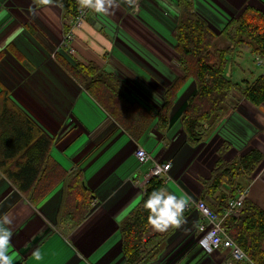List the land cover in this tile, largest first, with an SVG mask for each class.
<instances>
[{
	"label": "crops",
	"instance_id": "0c3cea01",
	"mask_svg": "<svg viewBox=\"0 0 264 264\" xmlns=\"http://www.w3.org/2000/svg\"><path fill=\"white\" fill-rule=\"evenodd\" d=\"M178 1L135 0L133 7L117 0L119 7L108 15L89 10L66 49L62 43L70 27L63 25L58 0L40 7L32 0H0V53H5L0 61V91L4 86L14 104L54 140L53 158L68 173H81L100 205L80 225H60L65 184L36 207L0 173V216L7 213L13 220L9 252L14 264H125L120 227L144 198L140 185L149 169L140 166L135 156L139 146L153 161L172 163L170 173L162 177L164 189L187 200L205 196L204 182L220 158L219 147H228L226 161L250 148L264 150V106L243 101L206 143L192 147L181 122L196 91L194 82L188 81L170 111L167 132L155 121L136 141L60 66L57 56L95 64L122 80L127 103L157 111L165 89L182 73L174 51ZM189 1L216 33L246 6L264 13V0ZM10 45L22 53L24 64L7 52ZM239 49L250 52L245 46ZM221 193L228 196L229 186L205 197L206 203L216 208ZM248 198L264 204L263 174L252 183ZM183 219L180 228H173L161 256L150 264L229 263V253H208L199 244L201 216L194 207L183 212Z\"/></svg>",
	"mask_w": 264,
	"mask_h": 264
},
{
	"label": "trees",
	"instance_id": "16d2710c",
	"mask_svg": "<svg viewBox=\"0 0 264 264\" xmlns=\"http://www.w3.org/2000/svg\"><path fill=\"white\" fill-rule=\"evenodd\" d=\"M42 6L40 0H32ZM64 19L77 16L78 0H58ZM180 18L174 32V51L179 57L182 76L165 89L163 104L155 112L138 104L126 103L121 95L124 83L118 76L95 64L57 60L66 73L121 126L134 140L140 141L156 121L162 132L169 128V114L179 92L189 80H194L196 91L188 100L181 115V122L188 144L209 140L211 132L231 109H238L246 100L261 108L264 106V76L254 82L238 84L224 75L228 56L246 46L254 57L264 58V13L246 6L245 9L216 33L195 12L189 0H179ZM218 39L222 48L214 49ZM7 52L24 64V57L13 45ZM5 53H0V61ZM70 56V55H69ZM125 100V101H124ZM54 140L50 138L10 98L3 86L0 91V171L5 178L33 203L42 202L60 183L67 179V171L52 156ZM225 149L228 147L225 145ZM264 163L260 150L250 148L233 161H220L204 182L203 200L209 209L223 219L222 228L247 255L245 262L232 264H264V204L260 206L250 198L245 199L234 214L225 216L229 202L239 192L253 183L252 176ZM227 184L230 194H220L217 207L209 206L205 197L214 196ZM244 184H248L247 186ZM164 188L162 178H155L146 187L144 198L128 215L120 227L125 264H150L162 254L163 246L174 227L162 233L148 223L144 201L153 190ZM93 202L81 173L69 179L63 206L59 215L60 225H80L87 217Z\"/></svg>",
	"mask_w": 264,
	"mask_h": 264
},
{
	"label": "built area",
	"instance_id": "2783aa9c",
	"mask_svg": "<svg viewBox=\"0 0 264 264\" xmlns=\"http://www.w3.org/2000/svg\"><path fill=\"white\" fill-rule=\"evenodd\" d=\"M88 11V9H79L76 17L65 19L63 25L70 27L69 31L64 34V40L62 43L66 49L70 48V43L73 41L74 30L80 29L86 22ZM136 157L142 165L151 163V168L148 175L145 177L143 185L147 184L152 178H162L163 175L168 174L171 169L170 163L160 164L154 162L144 148L137 149ZM248 194V189L239 192L238 195L229 202V208L225 216L234 214L235 211L241 208ZM99 206L100 205L98 204L94 209H97ZM192 207L200 213L201 222L198 226V232L200 234L199 243L207 252L212 253L221 249L229 253L228 264L245 262L248 260L245 252L226 235L225 230L222 228L223 219L212 212L203 201L195 202L192 199L188 200V205L184 212H188Z\"/></svg>",
	"mask_w": 264,
	"mask_h": 264
},
{
	"label": "clouds",
	"instance_id": "9594fccd",
	"mask_svg": "<svg viewBox=\"0 0 264 264\" xmlns=\"http://www.w3.org/2000/svg\"><path fill=\"white\" fill-rule=\"evenodd\" d=\"M53 0H40L43 6L51 5ZM124 3L135 6V0H124ZM81 10L88 9L96 14L108 15L119 7L117 0H78ZM188 205L187 199L178 198L164 188L156 189L144 201L148 211V223L157 231H167L170 227L180 228L184 224L183 212ZM12 218L5 213L0 216V264H14L9 252L13 231Z\"/></svg>",
	"mask_w": 264,
	"mask_h": 264
},
{
	"label": "rangeland",
	"instance_id": "374dc122",
	"mask_svg": "<svg viewBox=\"0 0 264 264\" xmlns=\"http://www.w3.org/2000/svg\"><path fill=\"white\" fill-rule=\"evenodd\" d=\"M59 4H61L60 2H58ZM61 6V5H60ZM63 11V10H62ZM63 13H65V11H63ZM223 45H224V41L222 40V39H218V41L216 42V46H215V48L214 49H217V48H222L223 47ZM9 47V46H8ZM7 47V48H8ZM243 47V46H242ZM246 47V46H245ZM241 48V47H240ZM246 48H248V47H246ZM243 49V48H242ZM242 49H237V51L233 54V55H230V56H228V62H227V66H226V68H225V70H224V75L226 76V78H228V79H230L232 82H234V83H238V84H243V81L244 80H247L248 82H254L259 76H260V74L264 71V58H258V57H256L257 58V64H256V61H255V59L253 58V56H252V54L249 52V53H244V52H242ZM249 49V48H248ZM67 54L68 55H70L71 57H73V52H67ZM177 56V60L175 61V64H176V66H178L180 69H181V72H182V68H181V66H180V63H179V57H178V55H176ZM258 63H259V65H258ZM242 70L243 71H246L247 73L245 74V75H243L242 74ZM110 73H112V72H110ZM183 73V72H182ZM181 73V75L180 76H178V77H181L183 74ZM177 77V78H178ZM176 78V79H177ZM189 81H193L194 82V80H189ZM188 82V81H187ZM186 82V83H187ZM194 84H195V82H194ZM185 86V85H184ZM82 89L86 92V90L82 87ZM183 89V88H182ZM123 90H124V86H122L121 87V95L123 96ZM87 93V92H86ZM180 93V92H179ZM88 94V93H87ZM89 95V94H88ZM90 96V95H89ZM91 97V96H90ZM92 98V97H91ZM93 99V98H92ZM190 99V98H189ZM94 100V99H93ZM95 101V100H94ZM125 101V100H124ZM243 101H245V100H242V101H240V105H241V103L243 102ZM96 102V101H95ZM126 102V101H125ZM97 103V102H96ZM127 103V102H126ZM188 103V102H187ZM97 105L101 108V109H103L98 103H97ZM104 110V109H103ZM237 110V109H236ZM236 110H234V109H229L228 110V112L224 115V117L218 122L219 124L217 125V126H215L214 128H213V130H212V132L211 133H213L214 132V130L215 129H217L218 128V126H220V124L225 120V118H226V116L231 112V111H236ZM105 111V110H104ZM106 112V111H105ZM107 113V112H106ZM108 114V113H107ZM109 115V114H108ZM111 117V116H110ZM112 118V117H111ZM113 119V118H112ZM114 120V119H113ZM115 121V120H114ZM116 122V121H115ZM262 123V122H261ZM212 135V134H211ZM211 137V136H210ZM208 140H206V141H203V142H201V143H199V144H197L196 145V147H198L199 145H201V144H203V143H206ZM146 149V148H145ZM147 151V150H146ZM225 151H226V149H225V147L224 146H221V147H219L218 148V150L216 151V154H218V155H220V158H218V161H217V163H216V165H215V167H214V169L212 170V172L216 169V167H217V165L219 164V162L220 161H223L224 163H227V162H230V161H233V160H235L236 158H238V157H240V156H237L236 155V157H233L231 160H228V161H226L225 159H223V157H224V155L226 154L225 153ZM149 153V152H148ZM261 153L264 155V150L263 151H261ZM150 154V153H149ZM151 155V154H150ZM243 155V154H242ZM211 172V173H212ZM0 173H1V171H0ZM2 174V173H1ZM67 174V179L65 180V181H63L62 183H60L56 188H58L60 185H64L65 184V186H64V195H63V201H64V196H65V190H66V188H67V184H68V181H69V179H71L72 177H74V175L75 174H73V173H66ZM77 174V173H76ZM264 175V163L262 164V166L257 170V172H256V174L254 175V176H252V180H253V183L256 181V180H258V179H260V177H261V175ZM3 175V174H2ZM4 177H5V175H3ZM260 181V180H259ZM224 185H227V184H224ZM248 184H246V186H247ZM252 185V184H251ZM223 186V185H222ZM55 188V189H56ZM250 188H251V186L249 185L248 186V190L250 191ZM54 189V190H55ZM53 190V191H54ZM52 191V192H53ZM51 192V193H52ZM50 193V194H51ZM49 194V195H50ZM24 196V195H23ZM24 198L30 203V204H32L33 206H36V207H38V206H40L42 203L40 202V203H38V204H35V203H33L32 202V200L30 199V197L28 196V197H26V196H24ZM197 200H199V199H197ZM197 200H195V201H197ZM63 203V202H62ZM98 205V203L96 202V200H93V202H92V204H91V206H90V210H89V213L91 212V210L92 209H94L96 206ZM63 206V205H62ZM40 208V207H39ZM88 213V214H89ZM60 215V214H59ZM171 228V227H170ZM56 230V229H55ZM56 231H58L59 232V230L57 229ZM165 231H163V232H161V231H157V230H155V233H157V234H159V233H164Z\"/></svg>",
	"mask_w": 264,
	"mask_h": 264
},
{
	"label": "bare ground",
	"instance_id": "6f19581e",
	"mask_svg": "<svg viewBox=\"0 0 264 264\" xmlns=\"http://www.w3.org/2000/svg\"><path fill=\"white\" fill-rule=\"evenodd\" d=\"M138 148H144V147H141V146H139ZM137 148V149H138ZM137 149H136V151H137ZM145 149V148H144ZM146 150V149H145ZM147 153H148V151H147ZM149 154V153H148ZM150 155V154H149ZM135 156H136V152H135ZM151 156V155H150ZM137 158V157H136ZM151 158H152V156H151ZM138 159V158H137ZM153 160V159H152ZM138 162H139V164H140V166H149V169H148V172H149V170H150V168H151V163L150 164H145V165H142L141 163H140V161H139V159H138ZM155 162V161H154ZM160 164H165V163H160ZM171 164V169H172V163H170ZM171 169H170V171H171ZM170 171H169V173H170ZM148 172L144 175V178H143V181H142V183H141V187L144 189V194H145V191H146V187H147V185L149 184V182L151 181V180H153V179H155V178H152L147 184H145V185H143V183H144V181H145V177L148 175ZM141 173H143L142 171H141ZM140 173V174H141ZM168 173V174H169ZM167 175V174H166ZM164 176V175H163ZM157 179H159V178H157ZM249 195V194H248ZM193 201H195V200H193ZM197 201H203V200H197ZM196 202V201H195ZM204 202V201H203ZM196 210V209H195ZM197 211V210H196ZM198 212V211H197ZM199 213V212H198ZM200 214V213H199ZM199 233V232H198ZM200 235V234H199ZM199 240H200V238H199ZM200 244V243H199ZM204 248V247H203ZM205 249V248H204ZM206 250V249H205ZM221 250V249H220ZM209 253V252H208Z\"/></svg>",
	"mask_w": 264,
	"mask_h": 264
}]
</instances>
